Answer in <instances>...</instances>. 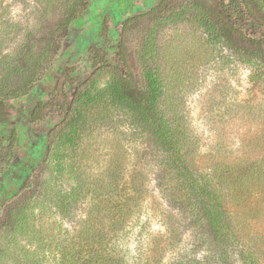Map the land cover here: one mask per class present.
Listing matches in <instances>:
<instances>
[{
  "label": "trees",
  "instance_id": "obj_1",
  "mask_svg": "<svg viewBox=\"0 0 264 264\" xmlns=\"http://www.w3.org/2000/svg\"><path fill=\"white\" fill-rule=\"evenodd\" d=\"M91 1L66 0L61 18L47 22L42 51L30 54L23 63L11 60L8 74L0 80L1 125H8L4 116L8 104L25 98L59 58L74 22ZM198 1L212 15L218 36L249 69L251 79L264 84V0ZM148 13L125 19L113 42L103 26L100 42L88 49L89 75L82 79L75 66L64 67L47 100L37 103L28 116V123L46 134V163L58 143H74L73 135L84 120L81 109L97 102L91 90L95 78L106 72L111 104L124 109L134 133L146 143L142 166L132 164L122 175L111 168L91 179L83 178L81 171H68L75 181L60 189L42 181L37 184L32 174L10 202L18 204L25 196L19 209L14 213L9 206L5 216H11L7 227L12 232L34 242V251L14 247L9 253L1 244L2 239L7 243L8 233L0 229V260L11 257L14 264H45L43 255L48 264H264V130L236 153L221 145L220 157H213L207 168L185 156L175 122L165 113L163 80L151 67H142L135 76L125 53L124 34ZM258 104L256 118L264 122V101ZM54 118L49 130L37 126ZM16 143L14 128L0 129L4 169L13 160ZM58 173L64 177V171ZM156 192L166 205L160 212L164 232L152 237L143 215ZM83 199L89 204L78 225L62 229L61 221ZM35 211L55 218L42 232L29 222ZM249 226L256 231L250 233ZM157 236L160 241L154 239ZM43 247L46 253L39 256Z\"/></svg>",
  "mask_w": 264,
  "mask_h": 264
},
{
  "label": "rangeland",
  "instance_id": "obj_2",
  "mask_svg": "<svg viewBox=\"0 0 264 264\" xmlns=\"http://www.w3.org/2000/svg\"><path fill=\"white\" fill-rule=\"evenodd\" d=\"M65 3L66 0H0V80L8 74L11 60L23 63L30 54L42 51L41 35L49 27L47 22L61 18ZM205 8L198 0H92L87 12L74 22L59 58L43 79L25 98L8 104L4 110L8 125L0 124V129L14 128L17 143L7 168H3L0 158V229H4L3 234L8 233L7 243L2 239L1 244L9 253L13 254L14 247L34 251V242L12 232L8 228L11 216L10 219L5 216L9 206L14 213L19 209L25 196L18 204L10 202L32 174H36V183L42 181L44 186L50 183L60 189L75 181L72 174L67 175L68 171H81L83 178L91 179L111 168L122 175V171H130L132 164L139 169L142 166L140 157L145 155L146 143L134 133L136 130L124 109L111 104L107 93L110 77L106 72L95 78L91 90L97 102L81 109L84 120L73 135L74 143H58L46 163L43 162L46 134L28 123L30 110L47 100L64 67L75 66L82 79L89 75L88 49L100 42L103 26L113 42L118 39L119 27L125 19L149 12L135 20L124 34L130 70L138 76L142 67H151L163 80L165 113L175 122L185 156L196 166L209 167L213 157H220L221 145L236 153L256 132L264 130V122L257 120L255 111L258 103L264 101V84L251 79L249 69L234 57V50L225 44L224 38L218 36L216 22ZM56 120L47 119L37 126L49 130ZM58 171L65 172L63 178ZM87 201L80 200L61 221L62 229L71 230L78 225ZM164 208L159 194L154 193L149 212L143 215L146 232L152 237L164 232L160 225V212ZM36 211L29 222L35 231L42 232L55 218ZM249 228L250 233L256 231ZM45 250L43 247L37 254L41 256ZM41 258L48 264L43 255ZM0 264L14 263L8 257L0 260Z\"/></svg>",
  "mask_w": 264,
  "mask_h": 264
}]
</instances>
